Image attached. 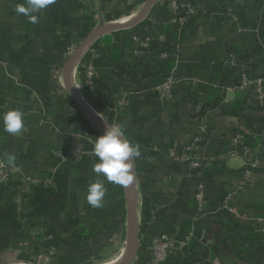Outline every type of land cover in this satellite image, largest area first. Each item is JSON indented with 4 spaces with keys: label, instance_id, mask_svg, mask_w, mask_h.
Masks as SVG:
<instances>
[{
    "label": "crops",
    "instance_id": "1",
    "mask_svg": "<svg viewBox=\"0 0 264 264\" xmlns=\"http://www.w3.org/2000/svg\"><path fill=\"white\" fill-rule=\"evenodd\" d=\"M147 1L56 0L31 23L15 12L24 0H0V114L18 108L25 125L14 136L0 119V159L13 160L0 182V264H120L132 249L126 189L137 227L128 264H149V247L163 234L181 240L190 233L188 246L167 264H264V97L254 87L232 88L240 69L264 76V0H181L195 14L180 27L156 0L133 25L94 36L69 83L105 128L121 125L141 156L127 187L93 171V143L101 134L65 87L63 68L96 26L129 22ZM145 39L149 51L136 54ZM229 53L238 68L224 66ZM91 65L93 87L85 82ZM170 73L171 97L162 103L155 86ZM121 98L126 105L118 104ZM240 125L252 131L246 142L261 161L252 182L228 201L247 219L222 208L242 179L245 160L231 155ZM77 134L80 160H61ZM197 137L207 201L202 215L194 198L198 179L188 163L172 158ZM96 180L107 189L100 208L86 200Z\"/></svg>",
    "mask_w": 264,
    "mask_h": 264
},
{
    "label": "built area",
    "instance_id": "2",
    "mask_svg": "<svg viewBox=\"0 0 264 264\" xmlns=\"http://www.w3.org/2000/svg\"><path fill=\"white\" fill-rule=\"evenodd\" d=\"M157 2L167 4L169 15V22L177 26H183L187 19L195 14L194 8L191 6L189 2H184L181 0H157ZM150 41L149 39L142 40L138 43L135 51L136 54L140 55L144 52L149 51ZM163 56H166L165 53H162ZM224 66L226 68L235 69L238 68L239 64L237 62V57L233 53H229L224 60ZM85 82L93 87L96 74L94 67L88 66L85 72ZM173 76L172 74L166 75L156 86L155 90L158 94V99L165 103L167 102L172 93V85H173ZM248 87H254L256 93L260 98L264 97V76L251 78L244 69H240V75L237 80V84L233 86V90L235 91H243ZM126 100L121 98L118 100L119 105H126ZM203 127L201 126L200 129ZM252 134V131L246 126L240 125L236 134L233 137V149L231 151V155H237L243 158L244 166H243V174L242 179L239 181L233 192L227 194L224 198V202L222 208L228 210L229 212H233L236 218L247 219L251 218L247 214H240L236 212L232 207L228 205V201L231 199V196L236 193V191L240 188H244L248 186L253 179L254 171L260 165V159L256 153L253 154L249 146L247 145V137ZM201 142V138L197 137L195 140L185 147L182 150H173L172 158L179 160L181 162H186L189 164L190 175L197 178L196 187H195V206L197 212L202 215L205 212L207 201L205 198V183L202 179V168H203V160L199 157L197 153V148ZM83 154V147L79 139V135H74L71 144L69 145V149L65 153H59L60 159L63 161H78ZM10 167L8 163L4 160L0 159V182L4 181L8 178ZM192 237V233L186 235L183 239H177L175 235L163 234L162 236L156 238L149 247V264H166L171 257L179 256L182 253ZM192 264H198L197 262Z\"/></svg>",
    "mask_w": 264,
    "mask_h": 264
},
{
    "label": "clouds",
    "instance_id": "3",
    "mask_svg": "<svg viewBox=\"0 0 264 264\" xmlns=\"http://www.w3.org/2000/svg\"><path fill=\"white\" fill-rule=\"evenodd\" d=\"M55 3L56 0H24L16 4L15 12L27 17L31 23H37L39 18L36 14ZM23 116L18 108H9L0 114L4 131L14 136L22 134L25 127ZM91 154L98 158L93 165L96 174H103L108 182L126 187L133 180V161L141 156V151L138 144L125 138L121 125L114 123L107 125L105 132L96 137ZM8 163H13L11 156ZM106 191L103 181L90 182L87 186V203L94 208L102 207Z\"/></svg>",
    "mask_w": 264,
    "mask_h": 264
},
{
    "label": "water",
    "instance_id": "4",
    "mask_svg": "<svg viewBox=\"0 0 264 264\" xmlns=\"http://www.w3.org/2000/svg\"><path fill=\"white\" fill-rule=\"evenodd\" d=\"M155 1L156 0H148L146 4L144 5L142 11L138 14V16L129 22H125V23L120 22L117 24L100 23L90 32V34L86 38H84V40L79 44V46L69 56V58L67 59L64 65L63 74H64L65 87L71 90L72 97L78 103L84 117L89 122L90 126L96 132L100 133L101 135L105 132L106 128L100 124V120L87 108V106L83 103V101L81 100V98L79 97L75 89L70 85L69 83L70 82L69 81L70 69L73 63L75 62V60L77 59V57L79 56V54L84 50V48L89 44V42L94 36L105 34L106 32H110L112 30H116V29L123 28V27H129L133 25L134 23H136L137 21H139L145 16L146 12L152 6V4H154ZM132 175H133V180H134L135 169L133 165H132ZM125 194H126L127 211H128V222H129V227L131 231L132 249H131L130 255L124 261L120 262V264H128L133 259L137 251V236H136L137 227H136V222H135V218L133 215V204H132L128 189H126Z\"/></svg>",
    "mask_w": 264,
    "mask_h": 264
},
{
    "label": "bare ground",
    "instance_id": "5",
    "mask_svg": "<svg viewBox=\"0 0 264 264\" xmlns=\"http://www.w3.org/2000/svg\"><path fill=\"white\" fill-rule=\"evenodd\" d=\"M140 11H137V13L135 12V14H133L132 16H130L129 17V20H133L134 18H136V16L138 15V13H139ZM125 21V20H124ZM115 24H117V23H115ZM96 38V37H95ZM92 40V39H91ZM100 124L103 126V127H105V121H103V119H101L100 120ZM126 253H127V251H126ZM126 253H125V255H126ZM122 256V255H121ZM116 262V261H115ZM108 264V263H107ZM112 264H113V262H112Z\"/></svg>",
    "mask_w": 264,
    "mask_h": 264
},
{
    "label": "trees",
    "instance_id": "6",
    "mask_svg": "<svg viewBox=\"0 0 264 264\" xmlns=\"http://www.w3.org/2000/svg\"><path fill=\"white\" fill-rule=\"evenodd\" d=\"M167 1V0H166ZM116 36H117V33H114ZM180 256V255H179ZM177 258H179V257H177ZM177 258H173V259H177ZM167 264V263H166Z\"/></svg>",
    "mask_w": 264,
    "mask_h": 264
}]
</instances>
